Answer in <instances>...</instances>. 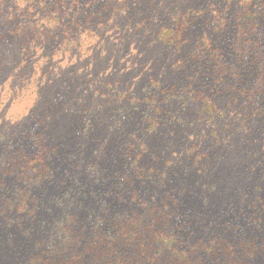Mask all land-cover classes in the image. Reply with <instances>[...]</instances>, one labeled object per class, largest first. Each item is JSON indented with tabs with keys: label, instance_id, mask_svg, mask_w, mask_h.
I'll return each mask as SVG.
<instances>
[{
	"label": "rangeland",
	"instance_id": "rangeland-1",
	"mask_svg": "<svg viewBox=\"0 0 264 264\" xmlns=\"http://www.w3.org/2000/svg\"><path fill=\"white\" fill-rule=\"evenodd\" d=\"M128 13L44 83L18 90L0 74V134L15 133L4 152L17 142L26 159L36 135L54 148L33 217L0 218V264L54 244L75 226L66 216L104 228L102 202L126 218L163 203L192 242L227 239L202 264L264 260V0H134ZM13 188L0 203L16 204Z\"/></svg>",
	"mask_w": 264,
	"mask_h": 264
},
{
	"label": "trees",
	"instance_id": "trees-1",
	"mask_svg": "<svg viewBox=\"0 0 264 264\" xmlns=\"http://www.w3.org/2000/svg\"><path fill=\"white\" fill-rule=\"evenodd\" d=\"M133 1L0 0V74L10 75L18 90H29L39 81L44 83L55 70L57 60L85 55L88 46L99 42L107 28L117 25L118 15L129 20L131 15L127 11ZM142 21L150 32L151 13L147 12ZM173 32L172 35L178 31L175 28ZM174 38L171 41L175 44ZM48 102L53 103L51 95ZM0 135L7 143L0 145V192L13 184L17 197L14 205L7 200L0 203V218L9 223L6 217L10 214L33 217V190L52 177L54 148L36 135L35 150L25 159L17 142L14 151L4 152L8 142L15 140L14 130L9 133L6 129ZM119 197L125 198L122 194ZM149 207L139 213L131 211L126 218L115 205L102 202L99 210L108 217L101 229L100 222H96L99 226L94 229L95 217L86 229L81 218L66 216L65 223L72 222L73 229L67 234L64 228L59 230L61 236L54 244L40 240L38 249L27 255L26 264H202L204 252L213 244L211 251L221 255L231 247L227 239L219 237L192 242L186 226L173 225L172 216L177 214L168 210V205L149 204ZM86 213L89 217L96 214L92 209ZM7 226L0 224V233L6 232ZM19 226L24 227L20 222ZM258 251L250 255L247 264H264Z\"/></svg>",
	"mask_w": 264,
	"mask_h": 264
}]
</instances>
